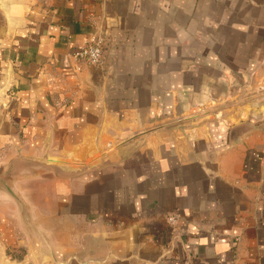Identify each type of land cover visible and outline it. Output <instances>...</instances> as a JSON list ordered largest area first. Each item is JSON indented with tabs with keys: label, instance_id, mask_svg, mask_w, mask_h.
<instances>
[{
	"label": "crops",
	"instance_id": "obj_1",
	"mask_svg": "<svg viewBox=\"0 0 264 264\" xmlns=\"http://www.w3.org/2000/svg\"><path fill=\"white\" fill-rule=\"evenodd\" d=\"M0 264H264V0H0Z\"/></svg>",
	"mask_w": 264,
	"mask_h": 264
},
{
	"label": "built area",
	"instance_id": "obj_2",
	"mask_svg": "<svg viewBox=\"0 0 264 264\" xmlns=\"http://www.w3.org/2000/svg\"><path fill=\"white\" fill-rule=\"evenodd\" d=\"M102 40L98 37H91L80 48L71 53V58L78 65L97 67L101 60ZM173 217L168 218V222L173 224Z\"/></svg>",
	"mask_w": 264,
	"mask_h": 264
},
{
	"label": "water",
	"instance_id": "obj_3",
	"mask_svg": "<svg viewBox=\"0 0 264 264\" xmlns=\"http://www.w3.org/2000/svg\"><path fill=\"white\" fill-rule=\"evenodd\" d=\"M103 64H104V44H102L101 60H100V63L98 64L97 68L102 67Z\"/></svg>",
	"mask_w": 264,
	"mask_h": 264
},
{
	"label": "rangeland",
	"instance_id": "obj_4",
	"mask_svg": "<svg viewBox=\"0 0 264 264\" xmlns=\"http://www.w3.org/2000/svg\"><path fill=\"white\" fill-rule=\"evenodd\" d=\"M11 250L9 251V253H11V252H15V254H17L18 256L20 255V252L17 250V251H14L15 249H13V248H10Z\"/></svg>",
	"mask_w": 264,
	"mask_h": 264
}]
</instances>
